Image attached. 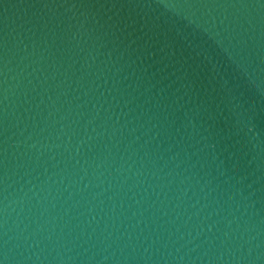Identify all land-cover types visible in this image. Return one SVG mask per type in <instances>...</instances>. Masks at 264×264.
<instances>
[{
	"label": "water",
	"instance_id": "water-1",
	"mask_svg": "<svg viewBox=\"0 0 264 264\" xmlns=\"http://www.w3.org/2000/svg\"><path fill=\"white\" fill-rule=\"evenodd\" d=\"M0 264H264V0H0Z\"/></svg>",
	"mask_w": 264,
	"mask_h": 264
}]
</instances>
